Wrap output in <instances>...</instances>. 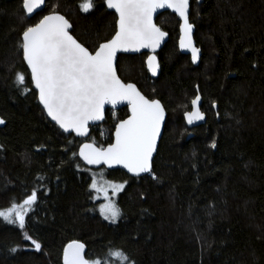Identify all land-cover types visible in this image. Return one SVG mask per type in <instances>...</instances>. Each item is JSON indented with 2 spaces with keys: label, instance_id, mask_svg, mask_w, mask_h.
I'll use <instances>...</instances> for the list:
<instances>
[{
  "label": "trees",
  "instance_id": "obj_1",
  "mask_svg": "<svg viewBox=\"0 0 264 264\" xmlns=\"http://www.w3.org/2000/svg\"><path fill=\"white\" fill-rule=\"evenodd\" d=\"M82 2L47 0L30 17L22 0H0V210L37 193L24 229L0 217V264H64L73 240L102 264H121L111 255L116 250L135 264H264V0H191L202 50L196 66L179 50L180 20L169 11L156 20L170 36L157 53V77L147 70L148 53L119 56L120 77L160 99L168 117L153 160L156 179L101 167L124 183L115 222L101 215L92 168L78 156L83 139L48 118L20 49L25 28L53 11L70 20L90 50L110 39L116 14L105 0H93L88 12ZM198 93L207 121L189 128L184 115ZM128 115V107L108 109L88 140L111 144L115 125Z\"/></svg>",
  "mask_w": 264,
  "mask_h": 264
},
{
  "label": "snow or ice",
  "instance_id": "obj_2",
  "mask_svg": "<svg viewBox=\"0 0 264 264\" xmlns=\"http://www.w3.org/2000/svg\"><path fill=\"white\" fill-rule=\"evenodd\" d=\"M107 7L118 14L115 34L111 39L95 45L90 51L70 32L72 25L57 11L43 16L38 23L28 26L22 33L20 49L23 59L30 68V78L39 91V100L52 118L65 132L75 131L78 135L87 134L90 121L104 119V106L127 101L130 115L115 125L114 142L107 147H97L94 143L84 144L79 155L90 165L101 163L123 165L135 175L152 173L153 153L161 137V127L165 110L157 99L145 97L133 83L123 82L117 75L115 61L117 52L139 51L143 48L155 50L167 35L153 22L158 9H173L183 19L181 48H190L195 62L200 52L193 45L189 23V0H106ZM44 3V0H22V7L31 16ZM88 12L94 7L93 0H83L80 5ZM148 67L153 74L158 64L155 56H148ZM18 85L24 86L25 75L16 73ZM200 96L191 101L193 110L186 112L188 123L204 119L199 109ZM5 121L0 117V125ZM216 146L215 142L211 145ZM75 156L76 153H73ZM93 189L103 191L107 203L100 205L105 219L115 221L120 210L108 197L107 190L97 186ZM113 193L124 188V184H112ZM37 200L35 190L21 204L12 203L0 210V217L10 224L25 227V217ZM39 251L41 244L24 233ZM85 245L79 241L69 243L63 252L64 264H102L101 260H88L84 256ZM12 252L17 248L13 247ZM121 264H135V261L121 250L111 252Z\"/></svg>",
  "mask_w": 264,
  "mask_h": 264
},
{
  "label": "water",
  "instance_id": "obj_3",
  "mask_svg": "<svg viewBox=\"0 0 264 264\" xmlns=\"http://www.w3.org/2000/svg\"><path fill=\"white\" fill-rule=\"evenodd\" d=\"M46 3H47V0H44V3L40 6V8L36 9V10L34 11V13H33L31 16L35 15V14H36L37 12H39V11H42V10L45 8ZM105 6L107 7V2H106V0H105ZM107 9H108L109 11L114 12V13L116 14V16H117V19H118V14L115 12L114 9H109L108 7H107ZM167 11L172 12L173 14H175V15L179 18V20H180V36H179V41H178L180 52L183 53V54L189 55V56H190V59H191V62H192L195 66L198 65V64L200 63V61H201V55H202V50H201V48L197 45V42H196V40H195V30H196V28H195V25H194V24L191 22V20H190V15H191V0H189V13H188V15H189V23H191V24L193 25V29H192V33H191V37H192L193 45H194L196 48H199V49H200V52H199V54H198V59L194 62L193 59H192V52H191V49H190V48H181V47H180V38H181V36L183 35V33H182V29H181V25L183 24V19L179 16V14L176 13L173 9H170V8L158 9V10L156 11V13H154V15H153V22H154V24H155L157 27H159V28L161 29V31L167 33V35L164 37V39L161 41L160 45H159L155 50H153V49H151V48H143V49H140L139 51H128V52L120 51V52H117L116 61H115V68H116L117 75L119 76V78H120L123 82H125V81L120 77V75H119V73H118V69H117L118 58H119V56H120L121 54L136 55V54H141V53H145V52H146V53H148V56H155V57H156V63L158 64V68H157V70H156V73L153 74L152 70L148 67V64H147V58H148V56H147V58H146V66H147L148 72L150 73L151 76H153V77H157V76L159 75V73H160V64H159V59H158L157 53L163 48V46L165 45V43L169 40V37H170V36H169V33H168L167 31L163 30V29L157 24V21H156V20H157V17L159 16V14H161V13H163V12H167ZM50 13H51V12H50ZM50 13H48V14H50ZM59 13H60V12H59ZM48 14H46V15H48ZM60 14L63 15L62 13H60ZM31 16H30V17H31ZM65 18L68 19L67 17H65ZM68 21L70 22L69 19H68ZM70 24L72 25L71 22H70ZM72 28H73V25H72ZM72 28L70 29V32H71V34L73 35V33H72ZM73 36H74V35H73ZM74 37H75V36H74ZM75 38H76V37H75ZM76 39H77V38H76ZM110 39H111V38H110ZM77 40H78V39H77ZM78 41H79V40H78ZM79 42H80V41H79ZM104 42H105V41H104ZM80 43H81V42H80ZM101 43H103V42H101ZM83 45H84V44H83ZM84 46H85V45H84ZM85 47H86V46H85ZM89 50H90V49H89ZM90 51H91V50H90ZM24 61H25V60H24ZM25 63H26V61H25ZM26 65H27V64H26ZM27 68H28V70H29V72H30V68H29L28 66H27ZM32 83H33V82H32ZM125 83H133V84H135L134 82H125ZM135 85H136L137 89H138V90H139V91H140L145 97H147L148 99H151V98H149L148 96H146V95L141 91V89L137 86V84H135ZM33 87H34V89L37 91V94H38V100H39V91L35 88L34 83H33ZM197 95H199L200 98H201L198 106H199L200 111H201V112L203 113V115H204V119H202V120H198V121H195V120H194L193 123L189 124L186 115H184V117H185V121H186V124H187V126H188L189 128H193V127H196V126L202 125V124L206 123V121H207V115H206V113H205V112L203 111V109H202V102H203L202 96H201L200 93H198ZM154 99L159 100V101L161 102V104L163 105L164 110H165V119H164V122H163L162 127H161V137H160V138L158 139V141H157V150H158V147H159V144H160L161 138H162V136H163V134H164V130H165V125H166V121H167L168 113H167V110H166V108H165L163 102H162L160 99H158V98H154ZM194 99H195V98H194ZM39 103H40L41 106L44 108V106H43V104L41 103L40 100H39ZM191 105H192V104H191ZM123 107H128V111H129V115H130V106L128 105L127 101H122V102H120V103H118V104H116V105L106 104V105L104 106V119H103V120H99V121H90L89 124H88L87 134L84 135V136L78 135L75 131L65 132L62 128H60L59 124H57L54 120H52V118H51L50 116H48L46 109H44V110H45L46 115L48 116V118H49L53 123H55V124H56V125L62 130V132L66 133V134H74L76 137L83 139V142L80 144V146H79V148H78V156H79L80 160H81V161H82L87 167L92 168V169H94V168L105 167V168L108 169V170L121 169V170H123L124 172H126L127 174H129L130 176H133V177L144 176V175H146V174H148V173H141L140 175L137 176V175H135V174L129 172V171L127 170V168H125L123 165H112V166H109V165L104 164V163H101V164H98V165H90V164H88V163L83 159V157H81V156L79 155L80 149L83 147L84 144H92V143H94V142L88 140V137H89V135H90V133H91V127H92V126H95V125H99V124H101V123H103V122L105 121V119H106V114H107V110H108V109L118 110V109H121V108H123ZM192 110H193V106H192L191 110H189V111H187V112H190V111H192ZM185 113H186V112H185ZM129 115H128V116H129ZM128 116H127L125 119H127ZM122 120H123V119H122ZM118 123H119V122H118ZM118 123H117V124H118ZM114 133H115V130H114ZM113 137H114V138H113V142H114L115 136L113 135ZM113 142H112V143H113ZM94 144H95V143H94ZM95 145H96V144H95ZM96 146L99 147L98 145H96ZM106 147H107V146H106ZM157 150H156V152L153 153L152 168H153V160H154V157H155V155H156V153H157ZM73 241H79V242H81V243H83V244L85 245L84 256H85L86 259H88L87 256H86V251H87V246H86V244H85L83 241H81V240H73ZM71 242H72V241H71ZM71 242H69V243H71ZM69 243H68V244H69ZM68 244H67V245H68ZM67 245H66V246H67ZM66 246H65V247H66ZM88 260H89V259H88ZM63 263H64V261H63Z\"/></svg>",
  "mask_w": 264,
  "mask_h": 264
},
{
  "label": "rangeland",
  "instance_id": "obj_4",
  "mask_svg": "<svg viewBox=\"0 0 264 264\" xmlns=\"http://www.w3.org/2000/svg\"><path fill=\"white\" fill-rule=\"evenodd\" d=\"M91 171H92L91 172V174H92V183H93V180H95L96 183H97V186L99 188L106 189L108 197L116 204V206H118L117 205V200H118L119 194L121 193V191L124 188L121 191H119V192L113 193L111 185L112 184H124V183L123 182H116V181L109 180L106 177V169L105 168H94V169H91ZM93 191H95L94 193H95V197H96L97 201H100V203H99V210H100V205L107 203V201L105 200L104 192L103 191L98 192L95 189H93ZM100 213H101V211H100ZM118 218L115 221H117ZM106 220H108L110 222H115V221L109 220V219H106Z\"/></svg>",
  "mask_w": 264,
  "mask_h": 264
},
{
  "label": "flooded vegetation",
  "instance_id": "obj_5",
  "mask_svg": "<svg viewBox=\"0 0 264 264\" xmlns=\"http://www.w3.org/2000/svg\"><path fill=\"white\" fill-rule=\"evenodd\" d=\"M40 12V11H39ZM73 29V28H72ZM148 56V55H147ZM147 58V57H146ZM148 70V69H147ZM150 74V73H149Z\"/></svg>",
  "mask_w": 264,
  "mask_h": 264
}]
</instances>
